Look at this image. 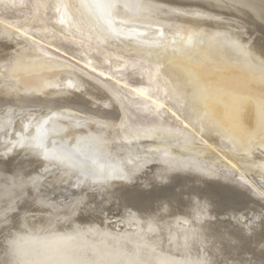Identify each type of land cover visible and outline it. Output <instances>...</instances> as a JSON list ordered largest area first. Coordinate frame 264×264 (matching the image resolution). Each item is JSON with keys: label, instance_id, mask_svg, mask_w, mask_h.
<instances>
[{"label": "bare ground", "instance_id": "obj_1", "mask_svg": "<svg viewBox=\"0 0 264 264\" xmlns=\"http://www.w3.org/2000/svg\"><path fill=\"white\" fill-rule=\"evenodd\" d=\"M87 1L102 22V42L118 56H156L144 48L153 46L173 53L176 64L189 62L191 75L212 94L204 125L218 119L233 134L238 149L226 155L232 164L223 163L232 170L203 157L184 137L166 141L178 149L168 156L164 147L147 144L149 154L140 151L144 156L119 167L108 155L125 153L126 146L107 147L101 151L108 162L98 165L89 142L103 136L94 120L110 130L121 123L114 99L69 70H56L65 65L12 57L9 51L22 44L2 38L0 65L7 68L0 66V114L21 115L1 136V154L19 147L0 170L7 177L0 194V264H264V185L235 165L239 152L264 143V62L256 56L264 57V0ZM234 29L255 39L242 60L229 55L239 49ZM6 78L19 79L3 83ZM83 165L101 173L98 190L94 181L70 185L69 174ZM67 192V202L53 203V194Z\"/></svg>", "mask_w": 264, "mask_h": 264}, {"label": "rangeland", "instance_id": "obj_2", "mask_svg": "<svg viewBox=\"0 0 264 264\" xmlns=\"http://www.w3.org/2000/svg\"><path fill=\"white\" fill-rule=\"evenodd\" d=\"M234 30L231 36L233 35L232 37H234L236 46L239 49L237 52H230L229 55L233 57H229L233 60L236 54L237 60H242L243 56L249 57L247 51L251 42L255 39H251L252 35L250 36L242 29ZM84 34L93 37L87 40V38H84ZM104 37L105 32L103 31L102 22L87 0H0V39L13 40L22 44L19 45L20 47H16L14 51H9L12 57H20L24 63L30 65L37 63L43 65L47 62L49 64L65 65V67L60 66L56 70H69L70 74L72 73V75L81 78L94 87L99 86L97 88L103 91L105 97H111V100L114 99L112 102L115 103L117 109L119 108L121 123L120 121L113 122L110 130L101 125L102 120H94L96 125L98 124L97 127L100 130L102 129L103 132L100 131L99 135L103 137L99 142H96L95 137H93L95 143L89 142L92 144L90 145L91 149L95 150L96 155H94L98 159L97 164L102 160H104L102 162H105V160L108 162L101 150L120 145L126 146L125 153H119L120 155L124 154L123 156L113 157L108 155L109 161L112 160V162L116 161L115 163H117L111 162L112 165L114 164L113 167L123 165L126 162V160L124 162V159H131L147 152L149 154V150L146 148L147 144L164 147L165 153L162 151L159 154L149 156L147 154L146 158L156 159L162 153L168 156L170 154L168 151L175 150L177 147L171 143L172 141L170 143L166 141L184 137L191 142L193 141L192 143H196L198 146L196 149L203 154V157L216 161L223 169L231 171L232 169L226 168L224 164H232L227 160L229 158L226 155L228 152H234L238 149L234 143L233 134L227 126L219 123L218 119L215 123H212L211 127L204 125L206 116L211 114L212 94L207 84L197 82L194 79L192 76L194 75V69L189 67V62H187V65L186 62L183 65L176 64L173 53H165L162 47L153 46L144 48L149 52H153L156 56L150 55L149 57L144 52L139 54L140 51L138 53L130 52V54L122 53L118 56L116 50L110 49L106 42H102ZM225 40L227 39H221L222 44L220 45L223 50L228 49L225 45L228 43H225ZM133 46L134 48H143L138 45ZM126 48L131 50L128 45H126ZM135 54L140 56L136 57ZM256 54L258 57L257 63H263L264 57L258 51H256ZM252 57L254 58V56ZM91 58L92 60H90ZM88 60H90L89 65ZM185 60H188V58L185 57ZM0 66L2 69L7 68L4 65ZM46 72H49V70ZM31 74L36 75L38 73L31 72ZM24 75L28 76V73ZM18 79L6 78L2 82H16ZM36 111L42 112V110ZM44 113L43 111L42 114ZM19 115L21 113H10L8 116L5 112H1L0 144L2 134L10 126L11 118ZM43 117H45V114ZM97 121L99 122L97 123ZM86 122L82 121L81 126ZM158 137H164L166 140H157ZM211 144L213 149H211ZM17 147L15 144L3 154L0 150V170L5 163L7 164L6 157L14 153ZM250 150L249 152H239L235 165L240 166L239 169H243L252 175L263 187L264 143L258 142L254 150ZM126 151L128 152L127 155ZM154 151L155 148L150 149V152ZM215 152L216 154H213ZM251 152L252 154H250ZM173 155L176 157L178 154L172 153L171 156ZM15 161H20V156L15 158ZM25 161L34 163L36 160L26 159ZM84 166L86 165L79 169L81 172L76 169L69 174L70 185L82 186L80 184H88L87 186H90L94 181L97 186L93 188L98 190L102 184L99 177L101 173L94 169L96 166L92 170H90L91 168L86 169ZM117 173L115 172V176H113L115 179L120 175ZM6 178V175L0 172V194L5 189L6 184L4 182L7 181ZM89 181L91 182L89 183ZM130 182L129 185H136L135 179ZM57 194L52 195L55 197L53 203L61 202L59 199H62L65 203L70 197H67L68 192L63 197H58ZM251 210L256 209L251 207ZM254 213L257 214L258 210ZM252 221L250 219V222L254 224V221Z\"/></svg>", "mask_w": 264, "mask_h": 264}]
</instances>
